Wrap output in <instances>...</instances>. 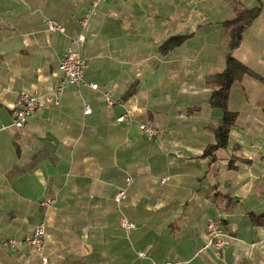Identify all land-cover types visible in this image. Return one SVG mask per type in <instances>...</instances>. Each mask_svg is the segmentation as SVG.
I'll return each instance as SVG.
<instances>
[{"label":"crops","instance_id":"1","mask_svg":"<svg viewBox=\"0 0 264 264\" xmlns=\"http://www.w3.org/2000/svg\"><path fill=\"white\" fill-rule=\"evenodd\" d=\"M93 1L0 0V264H42L28 247L2 245L40 223L47 264H264V0H236L261 5L232 52L252 75L230 89L237 119L212 156L203 155L214 143L208 127L221 112L208 104L205 79L224 67L231 0L100 2L80 50L84 79L98 90L69 86L54 105L60 56ZM46 20L65 32H48ZM179 35L189 38L162 55L159 46ZM33 91V116L11 127L18 95ZM142 123L157 135L146 137ZM49 197L54 204L40 207ZM121 215L133 230L120 228ZM213 217L231 238L223 251L205 247Z\"/></svg>","mask_w":264,"mask_h":264},{"label":"built area","instance_id":"2","mask_svg":"<svg viewBox=\"0 0 264 264\" xmlns=\"http://www.w3.org/2000/svg\"><path fill=\"white\" fill-rule=\"evenodd\" d=\"M106 0H94L89 8L84 12L79 21L81 32L69 39V42L64 49V52L60 56L57 72V82L50 86L48 93L54 103L59 105L62 94L69 86L72 87H84L91 91H97L98 87L95 83L87 82L84 79V71L86 69V60L81 55V47L84 43L83 31L87 25V22L91 16L94 15L98 4L105 2ZM45 28L48 32H57L63 34L65 32L64 27L52 20L45 21ZM105 100L112 105L114 102L111 100L109 93H103ZM41 96L37 91L30 93H20L16 99L15 106L13 108L11 127L15 129H21L33 116L36 108L40 103ZM91 110L88 106L84 107L83 113L85 115L90 114ZM129 112H125L123 115L117 118L118 122L127 120L129 118ZM138 129L146 137L152 138L157 135L158 130L153 125L148 123L139 124ZM167 179H161V182H165ZM132 183V178L127 176L125 178V187L118 189L113 196L114 203L119 206L126 198L127 186ZM55 202L54 197H49L40 202V207L43 209H49ZM120 228L129 232L135 228V225L131 223L124 215H121L118 220ZM206 243L205 247L212 248L216 251H223L230 245V236L222 226V220L220 217H213L207 220L206 226ZM44 243H45V227L43 223L36 226L34 233L31 237L18 242L14 239H7L2 245L8 250H16L20 246L28 247L33 250L34 254L40 259L42 264H47V257L44 256ZM137 256L145 258L144 252H137ZM171 264V263H165Z\"/></svg>","mask_w":264,"mask_h":264},{"label":"trees","instance_id":"3","mask_svg":"<svg viewBox=\"0 0 264 264\" xmlns=\"http://www.w3.org/2000/svg\"><path fill=\"white\" fill-rule=\"evenodd\" d=\"M230 7L234 12V18L221 23L223 44L227 49L223 70L205 79L206 85L211 88L208 104L211 108L218 109L221 116L215 125L208 127V131L214 136V143L205 147L204 156H212L217 150L226 149L230 131L237 119V113L230 111L227 105L230 89L244 75H252L246 66L233 57L232 52L240 46L243 32L260 14L261 5L259 3L258 6L248 9L238 1L231 0ZM187 38L189 35L172 36L164 41L158 50L165 55L182 45Z\"/></svg>","mask_w":264,"mask_h":264}]
</instances>
